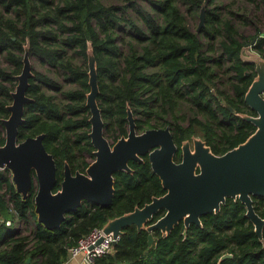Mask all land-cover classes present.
Segmentation results:
<instances>
[{
  "label": "trees",
  "instance_id": "obj_1",
  "mask_svg": "<svg viewBox=\"0 0 264 264\" xmlns=\"http://www.w3.org/2000/svg\"><path fill=\"white\" fill-rule=\"evenodd\" d=\"M218 1L124 0L118 5L112 0H0V57L8 63L4 67L0 62V145L5 142L2 119L10 113L7 106L27 39L30 56L40 58L73 86L63 90L55 78L33 69L27 89L33 101L25 106V122L18 132L19 140L44 134V146L56 162L54 190L63 179L65 163L72 172H84L94 160L86 106L89 43L97 62V100L108 140L128 134L129 106L139 131L170 127L178 148L175 160H180L182 142L193 136L206 141L217 155L244 142L255 127L237 114L255 115L244 100L255 73L253 64L241 60L240 51L256 38L252 49L264 58V26L256 27L249 38L241 35L227 7L238 0L224 6ZM178 2L195 14L205 4V25L199 31L203 41L189 27ZM73 52L83 56V64L74 61ZM183 106L189 115L181 111ZM129 166L133 173L115 174L109 205L84 202L68 212L56 230L37 221V186L33 184L24 199L10 171H0V264H63L68 249L91 230L165 193L148 156ZM253 202L264 219V198L253 197ZM245 212L244 204L228 198L217 214L201 218L202 227L193 224L186 229L179 222L168 236L154 230L150 248L146 230L126 227L113 252L96 258L95 264H264V245ZM30 217L34 228L29 233L11 231L12 224H6ZM225 254L231 257L220 260Z\"/></svg>",
  "mask_w": 264,
  "mask_h": 264
},
{
  "label": "water",
  "instance_id": "obj_2",
  "mask_svg": "<svg viewBox=\"0 0 264 264\" xmlns=\"http://www.w3.org/2000/svg\"><path fill=\"white\" fill-rule=\"evenodd\" d=\"M205 4L199 14L197 32L205 25ZM254 38L245 44L241 60L254 65V77L244 100L255 115L238 113L241 119L254 125L247 139L221 155L215 154L202 138L193 136L181 145V159L175 160L178 150L169 126L138 132L132 110L127 106L128 134L110 144L104 135V121L98 104L100 93L97 62L91 44L87 47L88 85L86 106L89 108L91 129L89 137L94 147V160L84 172H72L68 163L63 168V179L58 189L56 162L43 143L44 134L19 140V127L25 122V106L33 101L27 95L33 76L29 39L23 46L21 72L11 92L12 102L7 106L9 116L2 119L5 142L0 145V169H8L16 191L27 198L35 184L34 197L37 221L48 230L61 227L66 214L76 211L84 202L101 207L112 202L115 194V174L133 173L129 161L143 162L147 155L152 172L165 190L152 197L149 203L133 211L109 219L103 225L106 234L121 237L126 227L146 230L148 248L154 244L152 232L159 230L168 236L183 222L202 227L201 218L217 214L228 198L239 200L246 208L245 215L254 226V232L264 245V219L254 208L253 197L264 198V58L252 49ZM160 211L164 214L154 221ZM185 233V232H184ZM118 241L114 242V247ZM225 254L220 258H230Z\"/></svg>",
  "mask_w": 264,
  "mask_h": 264
},
{
  "label": "rangeland",
  "instance_id": "obj_3",
  "mask_svg": "<svg viewBox=\"0 0 264 264\" xmlns=\"http://www.w3.org/2000/svg\"><path fill=\"white\" fill-rule=\"evenodd\" d=\"M131 1H135V0H131ZM230 1L231 0H219L218 3L222 2V6H224V5H228ZM112 2L115 4L121 5L123 4L124 0H112ZM178 5L180 7V10L185 16L189 27L193 31H196L198 24H199V13L195 14V13L190 12L188 7L182 4L181 2H178ZM227 7L229 8L231 12L235 14L236 16L235 26L241 35H244L249 38L250 36H253L254 34H256V27H259L260 30L263 29L264 4L262 2L258 1V4L252 5V4H249L248 2H243V1L238 0L234 3V5L230 7L227 6ZM198 34L200 36V39L203 41L204 37L202 36L201 32H199ZM74 61L78 64H83L84 62L83 56L77 53L76 54L74 53ZM0 62L2 66L7 67L8 63L2 57H0ZM31 64H32L33 69L47 73L51 77L55 78L62 85H64L63 90L73 87V86H70V84L66 81L65 77L60 72H57V70L50 68V66L44 63L40 58L32 55ZM49 91L51 92V90ZM57 96H61V94L57 93ZM181 111L189 115V111L187 107L183 106ZM0 131H2L1 125H0ZM92 159L93 158L88 157L89 161H91ZM11 224H12L11 227H9L11 231L18 228L22 230V233L23 232L29 233L30 230L34 228V222L31 217L29 218L28 221L26 222L23 221V224L21 226H20L19 221L11 222Z\"/></svg>",
  "mask_w": 264,
  "mask_h": 264
},
{
  "label": "built area",
  "instance_id": "obj_4",
  "mask_svg": "<svg viewBox=\"0 0 264 264\" xmlns=\"http://www.w3.org/2000/svg\"><path fill=\"white\" fill-rule=\"evenodd\" d=\"M5 169H0L3 171ZM20 226L23 220L19 221ZM11 225L10 221L6 222ZM103 227H97L84 235L78 243L68 249V257L63 264H70L75 258H81L83 264H95V259L109 255L114 250V242L119 240V237L114 238L112 234L104 233Z\"/></svg>",
  "mask_w": 264,
  "mask_h": 264
},
{
  "label": "flooded vegetation",
  "instance_id": "obj_5",
  "mask_svg": "<svg viewBox=\"0 0 264 264\" xmlns=\"http://www.w3.org/2000/svg\"><path fill=\"white\" fill-rule=\"evenodd\" d=\"M127 130H128V129H127ZM137 131H138V132H142V131H139L138 129H137ZM126 136H127V135H126ZM108 141L110 142V144H114L117 140H116L115 142H113L112 140H108ZM145 156H147V155H144V156L142 157L143 160H144V157H145ZM180 159H181V157H180ZM130 161H134V160H130ZM130 161H129V162H130ZM176 161H180V160H176ZM134 162H136V161H134ZM137 163H142V162H137ZM162 212H163V213H162V215H163V214H164V211H162ZM162 215H160V216H162ZM181 222H182V221H181ZM183 225H184V224H183ZM191 225H193V224H190V226H191ZM194 225H195V224H194ZM190 226H189V227H190ZM184 227H185V226H184ZM189 227H188V228H189ZM184 234H185V233H184Z\"/></svg>",
  "mask_w": 264,
  "mask_h": 264
},
{
  "label": "crops",
  "instance_id": "obj_6",
  "mask_svg": "<svg viewBox=\"0 0 264 264\" xmlns=\"http://www.w3.org/2000/svg\"><path fill=\"white\" fill-rule=\"evenodd\" d=\"M70 264H83L82 261H81V258H75L73 259Z\"/></svg>",
  "mask_w": 264,
  "mask_h": 264
}]
</instances>
